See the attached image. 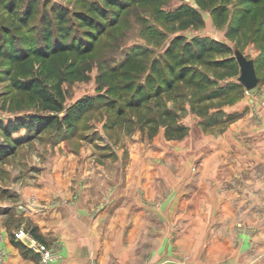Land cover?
<instances>
[{
    "label": "rangeland",
    "instance_id": "rangeland-1",
    "mask_svg": "<svg viewBox=\"0 0 264 264\" xmlns=\"http://www.w3.org/2000/svg\"><path fill=\"white\" fill-rule=\"evenodd\" d=\"M6 1L0 0V120L50 115L15 87L40 76V60L30 49L37 47L44 17L53 21V6L61 5L72 12V24L73 12L88 13L91 2L103 6L105 0H34L28 19H22L28 0ZM241 1L231 0L230 19L219 25L198 0H119L114 27L102 26L105 35L80 62L81 75L61 82L63 108L51 114L57 121L26 140L24 127L13 132L18 143L0 133V145L15 146L0 156V264L6 237L35 228L31 211L70 201L56 193L65 186L74 191L70 199L78 197L75 190L102 187L96 214L116 190L127 207L125 200L136 202L127 214L135 209L138 234L147 236L139 238V260L146 264H264V0ZM183 3L199 10L202 26L181 28L168 18ZM247 10V27L227 36L231 19ZM179 35L231 47L230 54L212 52L207 60L233 59L216 69L190 65L203 75L198 88L177 82L139 108L123 105L136 90L152 93L160 85L150 63L157 61L161 75H169L165 51ZM9 47L29 56L17 59ZM126 55L145 67L127 79L108 74ZM245 62L257 78L251 88L241 79ZM129 83L133 88L123 90ZM82 99L90 105L71 122L63 120ZM34 234L46 245L39 230Z\"/></svg>",
    "mask_w": 264,
    "mask_h": 264
},
{
    "label": "trees",
    "instance_id": "trees-1",
    "mask_svg": "<svg viewBox=\"0 0 264 264\" xmlns=\"http://www.w3.org/2000/svg\"><path fill=\"white\" fill-rule=\"evenodd\" d=\"M19 1L21 0H9V4H15ZM32 1L34 0H28L27 8L23 11L24 18L22 19H28L32 14L34 7V2ZM138 1L145 4L151 3L153 0ZM246 1H250L248 3L251 4V0H242L241 3H245ZM198 2L202 7L211 8V13L215 16L216 22L219 25L225 24L230 19L227 5L231 0H198ZM108 6H111V8H107ZM120 9L121 4L119 0H105L103 6H99L97 2L93 1L90 3L88 13L82 11L73 12L74 19L78 22L76 23V20H74L71 24L69 15L72 12L61 5L53 6L54 20H48L44 17L45 26L38 33L37 47L30 49V52L40 60V76H35L26 83L18 82L15 84V87L27 92L50 115L39 116L34 114L23 118L16 117L7 122L0 120V133L5 140L11 138L15 143H18L19 138L11 137L13 132L24 127L26 129L24 136L26 140L33 137L40 127L46 128L52 125L54 121H57L58 116L51 114L57 113L63 108V96L60 89L61 82L81 75L80 62H83L93 53L95 43L98 42L102 35H105L102 26L109 23L111 27H114L115 24L111 23V20H116L115 16ZM249 13L250 11L247 10L237 20L231 19L226 29V35L235 36L242 29H245L247 27L246 17ZM168 18L172 22L177 23L181 28L200 27L204 22L199 10L187 3L181 4L176 11L168 14ZM255 24L256 20L253 26ZM9 49L11 56L17 59H26L29 56L20 52L18 54V50L15 51L11 47ZM231 51V47L227 45L219 47L217 41L209 37L194 36L187 40L183 36H176L165 51L170 61L167 64L169 75H161L157 67V61L150 63L151 73H156V77L160 78V85L152 93L136 90L131 99L126 100V104L123 103V105H126L129 109L139 108L153 96L158 97L162 92H169L177 82L183 83L189 88H195L200 84L197 77H203V75L197 69L190 68V65H206L208 68L214 69L224 67L228 61L233 59L231 56L221 60H207L206 57L212 52L230 54ZM1 52L2 48L0 47ZM69 56L72 59L68 58ZM144 67L145 63L143 60H138L136 56L126 55L125 58L118 62L116 67L107 70V73L114 77L120 76L123 79H127L130 77V73L137 72ZM48 80L52 83L56 81V84H49ZM206 82H211V80L206 78ZM132 88V84L129 83L124 86L123 90L129 91ZM90 103V99L80 100L74 107V114L65 116L63 120L71 122L72 117L85 110ZM14 148V145L5 141V145H0V156L12 153ZM30 229L33 235L38 238L34 234L35 228ZM21 245L23 246V244Z\"/></svg>",
    "mask_w": 264,
    "mask_h": 264
},
{
    "label": "crops",
    "instance_id": "crops-1",
    "mask_svg": "<svg viewBox=\"0 0 264 264\" xmlns=\"http://www.w3.org/2000/svg\"><path fill=\"white\" fill-rule=\"evenodd\" d=\"M86 188L85 193L75 190L78 197L70 199L74 191L67 186L60 187L56 193L59 197L69 196L68 203H55L29 214L36 232L39 230L46 245L55 251L54 258L42 261L39 254L8 235L2 245L3 264H146L139 260L143 257L139 256V238L143 241L147 236L138 234L139 219L135 209L134 215L127 214V208H136V202L125 200L127 207L125 202H119L122 196L120 190H116L114 199L96 214L93 210L104 195L102 187ZM132 193L134 191L130 190L129 198Z\"/></svg>",
    "mask_w": 264,
    "mask_h": 264
},
{
    "label": "built area",
    "instance_id": "built-area-1",
    "mask_svg": "<svg viewBox=\"0 0 264 264\" xmlns=\"http://www.w3.org/2000/svg\"><path fill=\"white\" fill-rule=\"evenodd\" d=\"M14 239L25 247L39 254L42 261H48L55 257L52 249L48 248L41 240L36 238L27 228L20 227L13 233Z\"/></svg>",
    "mask_w": 264,
    "mask_h": 264
},
{
    "label": "water",
    "instance_id": "water-1",
    "mask_svg": "<svg viewBox=\"0 0 264 264\" xmlns=\"http://www.w3.org/2000/svg\"><path fill=\"white\" fill-rule=\"evenodd\" d=\"M240 65H241L240 70H241V77H242L241 79L244 85L247 88H251L255 86L257 82V78H256L255 71L252 65L250 64V62L241 63Z\"/></svg>",
    "mask_w": 264,
    "mask_h": 264
}]
</instances>
